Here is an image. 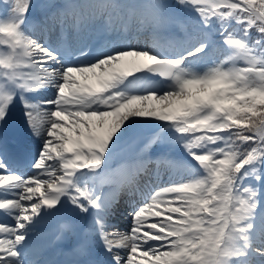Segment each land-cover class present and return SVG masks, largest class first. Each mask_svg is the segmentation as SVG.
<instances>
[{
  "label": "snow or ice",
  "instance_id": "snow-or-ice-1",
  "mask_svg": "<svg viewBox=\"0 0 264 264\" xmlns=\"http://www.w3.org/2000/svg\"><path fill=\"white\" fill-rule=\"evenodd\" d=\"M37 7L0 0V264H47L29 258L32 234L65 211L94 234L71 250L96 258L75 264H264V0H53L39 21ZM133 12L155 30L194 14L200 36L164 49L117 32L116 42L93 46L104 17L115 31ZM69 26L76 45L50 41ZM218 48L224 56L211 60ZM18 103L31 176L14 170L29 144L5 134ZM141 127L159 129L145 149L157 140L182 148L188 176L160 182L149 166H176L167 154L111 168ZM122 198L126 233L110 223ZM61 228L78 236L71 220Z\"/></svg>",
  "mask_w": 264,
  "mask_h": 264
},
{
  "label": "rangeland",
  "instance_id": "rangeland-1",
  "mask_svg": "<svg viewBox=\"0 0 264 264\" xmlns=\"http://www.w3.org/2000/svg\"><path fill=\"white\" fill-rule=\"evenodd\" d=\"M53 2V0H35V3L38 5L37 8L32 9L30 11V14L36 16H39V18L37 19L40 20L48 11L49 9L46 7V5H48L49 3ZM55 3L57 4H63L62 0H54ZM77 2H86V0H78ZM97 2H102V0H97ZM121 2L128 4V5H134L137 3H145L143 0H121ZM190 15V14H188ZM188 15L184 16L183 18V22L181 24L178 25H173L170 28L166 29V30H155L153 28H151L150 26L147 27L146 32H154L150 38L145 37L143 38L141 41V39H139V42L135 43V41H132L130 39V35L135 34V27L137 25H142L139 20L137 19V17L135 16L134 12L133 14L130 16V19L128 20L127 24H121L116 26L115 31H113L111 34L108 35L107 40H105V42L101 45V46H106L109 45L113 42H116V33H119L120 38L122 39H127L128 41H130V43L137 45V46H148V47H158V48H172L175 47L181 43L187 42V41H194L195 39L199 38L200 34L198 32L197 29L195 28H191L189 21H188ZM135 22V25H132V23L130 22ZM35 26L41 30L43 32V28L42 25L37 23L35 24ZM103 26V20L100 21L97 25L98 28H102ZM67 30V35H63L59 32V30H57L56 33L59 36V39L62 41H66L68 44L72 45V44H77V42L80 40V34L75 30L74 27L69 26L66 28ZM127 30V31H126ZM44 33V32H43ZM44 35H46L44 33ZM53 33H51L49 37H52ZM93 37L89 38L92 39ZM213 39H218L216 38V36L213 37ZM76 41V42H74ZM74 42V43H73ZM65 43V42H64ZM66 44V43H65ZM74 46V45H73ZM224 50L221 48L216 49L211 57V60H218L221 57L224 56ZM211 60L209 61V63L211 62ZM239 64H242L243 61L238 62ZM203 67V66H202ZM157 79V78H156ZM158 123V122H155ZM27 133L28 129H27ZM159 134V129H155V128H150V127H141L139 128L134 135L130 136L129 138H127L126 140H130V142L127 144V146L125 147V149L129 150L130 153L134 156L136 155H145V154H152L157 156H160L161 152H169V157L173 158L174 160L177 161L176 166H172L170 164L167 165H159V166H153V169L151 170L152 173H159L162 174V176L164 177V179L168 180L169 177H176V178H181V177H186L189 175V171L187 170L186 167V160L181 158V153L183 152L182 148L180 146H176V145H172V144H166V143H161L160 141H155L154 143L151 144L150 148L145 149V145L149 143V141L154 140L155 137H157ZM30 135V134H29ZM34 139V138H33ZM123 141V142H126ZM167 147H169L167 149ZM121 150L118 149L117 153ZM116 155L114 156L111 165L115 164L118 162L119 157ZM173 155V156H172ZM155 158V157H154ZM49 163H54L52 161H49ZM34 170L29 167L26 171L21 172L20 174L22 175H27V176H31L33 175ZM0 191H2V189H0ZM139 193H141L142 195L144 194V192H146V189H144V192L138 191ZM139 198V197H137ZM125 206H121L119 208V212H117V217H111L110 219V223L111 225L114 226V231L118 232V233H126L129 231L131 223H132V217L128 216L129 212L131 210H125ZM121 211H124L125 213H121ZM55 216H51V219L49 221L44 220L41 224H39L38 226H48L49 224H51L54 220ZM39 219V218H37ZM0 221H4V217L0 216ZM9 222V221H6ZM53 231V229H52ZM51 234V232H48V235ZM47 235V234H44ZM48 236L45 237V239L43 238V235H36L35 231L32 234V245L33 248L34 246L38 243H42V240H47Z\"/></svg>",
  "mask_w": 264,
  "mask_h": 264
},
{
  "label": "bare ground",
  "instance_id": "bare-ground-1",
  "mask_svg": "<svg viewBox=\"0 0 264 264\" xmlns=\"http://www.w3.org/2000/svg\"><path fill=\"white\" fill-rule=\"evenodd\" d=\"M32 32H34L36 35H39L41 36V38L44 37V33L39 30L35 25H33L32 29H31ZM135 31L136 33L138 34L139 33V30L135 28ZM135 33V34H136ZM142 33V32H141ZM50 41L53 42L54 44H63L65 45L64 43L61 42V40L59 39V36L56 34V33H53V36L52 37H49ZM122 39V38H121ZM143 39V38H142ZM76 42V41H74ZM73 42V43H74ZM73 45H76V44H67L66 46H69V47H72ZM150 167V166H149ZM160 177V182L163 181V178L159 175ZM122 206V203L120 205L117 206V208L115 209V212H114V215L113 216H116V213L119 212V208ZM52 211H55L54 209ZM129 216H131V213L129 212L128 214ZM50 217L47 218V221L49 220ZM8 223H11V221H9Z\"/></svg>",
  "mask_w": 264,
  "mask_h": 264
},
{
  "label": "trees",
  "instance_id": "trees-1",
  "mask_svg": "<svg viewBox=\"0 0 264 264\" xmlns=\"http://www.w3.org/2000/svg\"><path fill=\"white\" fill-rule=\"evenodd\" d=\"M253 35H256L255 31L253 30Z\"/></svg>",
  "mask_w": 264,
  "mask_h": 264
}]
</instances>
